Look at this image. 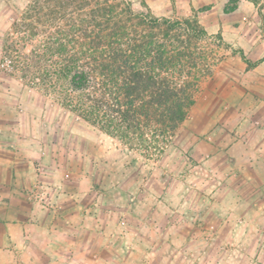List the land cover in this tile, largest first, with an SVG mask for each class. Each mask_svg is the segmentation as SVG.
Here are the masks:
<instances>
[{
	"label": "rangeland",
	"instance_id": "rangeland-1",
	"mask_svg": "<svg viewBox=\"0 0 264 264\" xmlns=\"http://www.w3.org/2000/svg\"><path fill=\"white\" fill-rule=\"evenodd\" d=\"M31 1L0 0V135L22 136L26 131L34 136L35 148L48 157L44 158L49 163L46 165L59 164L68 169L65 181H77L75 175L80 174L94 186L86 192V201L102 205L104 219L99 233L79 237L88 247H78L77 240L69 241L61 253H52L54 259L60 264H236L242 256L238 254L240 245L256 240L264 244V174H257L261 180L255 177L254 181L251 174L223 173L220 156L209 151L210 136L237 132L235 124L227 126L221 120L224 112L230 110L232 114L233 108H229L248 99L264 100V94L249 88L258 87L253 74L258 71L252 70L239 51L234 52L241 49V40L264 38V0H246L239 13L241 0H130L135 10L151 9L157 16L181 19L197 15L211 36L201 45L212 73L201 79L195 91L196 103L166 151L151 159L101 133L58 104L53 95L31 87L2 62L5 40L14 32L13 23ZM255 9L257 13H252ZM221 17L225 18L233 48L227 45L228 39L218 37L222 34L218 29ZM17 36L11 35L15 42ZM30 48L31 44L24 53ZM257 117L254 126L264 124L262 116ZM13 124L14 128L27 127L10 131ZM43 166L40 168L45 172ZM242 178L251 186L239 188L240 208L237 201L222 204L224 196H236V190L226 193L222 182L234 183ZM48 191L42 181L37 183L34 192L44 198L35 197L37 206L50 207L54 221L60 225L62 204L54 205ZM46 198L51 204H46ZM239 210L251 215L245 218ZM254 211L261 213V218L256 216L253 221ZM75 226L74 221H68L64 232H74ZM256 226L260 235L253 239ZM188 228H193L195 236L177 233ZM261 257L264 260V254Z\"/></svg>",
	"mask_w": 264,
	"mask_h": 264
},
{
	"label": "trees",
	"instance_id": "trees-1",
	"mask_svg": "<svg viewBox=\"0 0 264 264\" xmlns=\"http://www.w3.org/2000/svg\"><path fill=\"white\" fill-rule=\"evenodd\" d=\"M13 28L2 55L13 74L148 159L166 151L212 73L197 15L157 16L130 0H32Z\"/></svg>",
	"mask_w": 264,
	"mask_h": 264
},
{
	"label": "crops",
	"instance_id": "crops-1",
	"mask_svg": "<svg viewBox=\"0 0 264 264\" xmlns=\"http://www.w3.org/2000/svg\"><path fill=\"white\" fill-rule=\"evenodd\" d=\"M244 2L247 1L241 0V9L239 8L236 13L242 11ZM254 12L257 13V10H252V13ZM224 21L225 18L221 17L218 21L220 23L218 29L222 31L223 40H227L229 34ZM241 31L244 32L245 28L241 27ZM228 41L227 45L233 48L230 44L232 41L230 39ZM239 42H241V49L237 50L239 52L244 51L246 58L256 63L252 70L258 71V73L253 72L257 76L258 87L255 85L252 88L249 87L250 91L264 94V38L244 39ZM241 57L248 64L242 54ZM229 109H232V114H230V110L224 112L225 115H221V120L227 126L235 124L237 132L235 135L224 133L210 136L212 142L209 143L211 146L209 151H216L215 155L220 156L222 161L220 170L223 173L233 171L237 174L243 173L245 175L247 173L251 174L254 181L255 177L260 179L257 174H264V124L254 126V120L258 118L257 114L264 119V100L251 102L248 99L241 105L232 106ZM234 109H236L235 112ZM254 109L256 114L253 116ZM16 125L19 124L16 123ZM250 126L254 127L251 128ZM26 127L14 128L13 124L10 126L12 128L10 131L25 129ZM36 142V138L26 131L22 136L14 133L0 135V264H60L61 261L54 259L52 253H61L64 246L66 247L67 243H70L69 241L76 242L77 240L80 241L76 243L78 247H88L83 244V240H79V237L84 236V234L92 237L93 234L99 233L100 223L104 221L102 205L95 203V201H86V192L94 186L87 184L80 174L75 175L77 181H65L68 169L59 164L46 165L49 163L44 158L48 157L42 156L35 148ZM247 155L249 156L247 157ZM249 157L251 158L249 159ZM41 164L45 165V167L43 166L45 172H42ZM39 181L43 182V188L50 191L52 203L54 205L62 204L63 222L60 225L54 221L55 214L50 207L47 206L48 208L42 209L37 206L36 202L39 201L35 197L44 199L43 196H37L34 192ZM261 181L264 183V180ZM62 184L65 186L62 187ZM70 184H76V186L74 185L76 188ZM247 186L251 185H246L244 178L238 179L234 183L231 181L222 182L221 188L226 189V193H229V190H236V196H224L221 203L230 205L237 201L240 208L242 202L238 190ZM45 201L46 204L48 202L51 204L50 201L47 202V198ZM254 204L257 205L256 202ZM142 205L146 207V204L142 203ZM103 208L106 207L103 206ZM238 213H244L245 218L251 215L246 210L243 212L239 210ZM252 214L253 221L256 216L261 218V213L258 211H254ZM68 221H74L77 224L78 227H74V232L71 230L68 233L64 232V227ZM162 221H164V217ZM71 226L70 224L68 228ZM178 229L181 228L178 227ZM192 229L188 228L187 232L180 231L177 233L195 236L191 232ZM258 231H260L259 226L252 229V234H254L251 236L253 239L260 235ZM245 235L250 234L246 232ZM255 242L257 240L252 244L240 245L238 254L242 253V256L236 264H264L261 257L264 254V244ZM76 264L79 262L76 261Z\"/></svg>",
	"mask_w": 264,
	"mask_h": 264
}]
</instances>
